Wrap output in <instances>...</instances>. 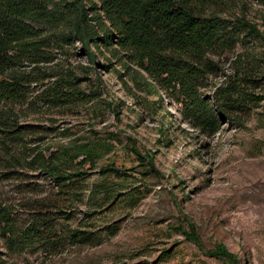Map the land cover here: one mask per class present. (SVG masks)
<instances>
[{
    "label": "rangeland",
    "instance_id": "obj_1",
    "mask_svg": "<svg viewBox=\"0 0 264 264\" xmlns=\"http://www.w3.org/2000/svg\"><path fill=\"white\" fill-rule=\"evenodd\" d=\"M214 11L226 31L196 88L215 132L115 41L91 45L90 57L61 28L37 26L43 56L13 69L24 97L0 101L24 132L19 160L0 147L11 161L0 159V264H264V0ZM104 141L111 149L93 163L61 159ZM40 153L78 175L57 180ZM220 245L236 257L216 254Z\"/></svg>",
    "mask_w": 264,
    "mask_h": 264
},
{
    "label": "trees",
    "instance_id": "obj_2",
    "mask_svg": "<svg viewBox=\"0 0 264 264\" xmlns=\"http://www.w3.org/2000/svg\"><path fill=\"white\" fill-rule=\"evenodd\" d=\"M64 1L69 7L66 13L52 4V0H0V101L16 102L24 97V75H16L13 69L19 58L34 60L43 56L40 46H45V36L41 37L37 26L61 28L59 36L68 43L81 42L90 57L95 55L91 45L100 46L99 43L111 45L115 41L131 51V58L148 77L182 95L181 102L192 111L188 118L196 126H206L212 132L218 129L208 114L203 116L209 106L200 99L196 80L202 73L201 60L225 35V19L214 11L224 0ZM86 2L90 4L88 8ZM38 37L41 40H36ZM148 77L143 76L144 82L153 87ZM226 93L229 97L234 95L230 91ZM12 113L11 109L0 110V147L5 155L19 160L14 147L23 141L24 132L23 126L15 124ZM110 149L105 141L86 143L65 147L60 155L61 159L68 157L74 162L84 156L79 163H93ZM53 154L47 158L40 153L35 159L57 180L78 175L61 169L56 162L59 157ZM147 158L153 165L152 154ZM0 159L7 160L3 156ZM215 252L225 257L233 255L223 245Z\"/></svg>",
    "mask_w": 264,
    "mask_h": 264
}]
</instances>
